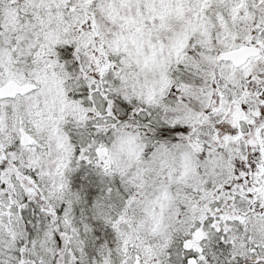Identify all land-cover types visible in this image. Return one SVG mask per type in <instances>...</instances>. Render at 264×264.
Instances as JSON below:
<instances>
[{
  "label": "snow or ice",
  "instance_id": "6c2138e0",
  "mask_svg": "<svg viewBox=\"0 0 264 264\" xmlns=\"http://www.w3.org/2000/svg\"><path fill=\"white\" fill-rule=\"evenodd\" d=\"M0 264H264V0H0Z\"/></svg>",
  "mask_w": 264,
  "mask_h": 264
}]
</instances>
